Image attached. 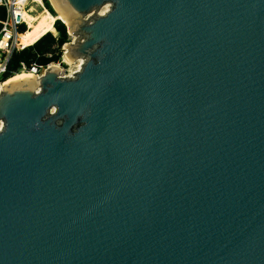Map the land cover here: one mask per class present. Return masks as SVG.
Returning <instances> with one entry per match:
<instances>
[{
    "label": "water",
    "instance_id": "95a60500",
    "mask_svg": "<svg viewBox=\"0 0 264 264\" xmlns=\"http://www.w3.org/2000/svg\"><path fill=\"white\" fill-rule=\"evenodd\" d=\"M60 1L81 69L0 91V264H264V0Z\"/></svg>",
    "mask_w": 264,
    "mask_h": 264
},
{
    "label": "built area",
    "instance_id": "2783aa9c",
    "mask_svg": "<svg viewBox=\"0 0 264 264\" xmlns=\"http://www.w3.org/2000/svg\"><path fill=\"white\" fill-rule=\"evenodd\" d=\"M31 4L37 5L36 3H33V0H23L22 2H20V0H0V84L4 81L3 78L8 72L10 59L13 53L28 48L20 45L19 37L21 33L19 30L22 26H25V30L27 31L28 27L24 21L23 13L29 11ZM68 38V42L61 47V59L57 63V66L63 71L64 78H71L75 74L68 75V72L64 70L65 65L62 62V57L66 53L65 45L68 43H74L75 41L74 38L69 42L71 36H68ZM51 66H54L53 63L45 67L32 66L30 70L27 71L22 64V69L19 72H29L35 77L40 78Z\"/></svg>",
    "mask_w": 264,
    "mask_h": 264
},
{
    "label": "trees",
    "instance_id": "16d2710c",
    "mask_svg": "<svg viewBox=\"0 0 264 264\" xmlns=\"http://www.w3.org/2000/svg\"><path fill=\"white\" fill-rule=\"evenodd\" d=\"M42 1L47 10L52 15H54V12L48 4L47 0ZM57 20L53 25L54 31H57L56 37L51 33H47L35 43L27 46L28 48H26L25 50L13 53L10 59L8 72L3 78L4 81L19 73V71L22 69V64L25 70L29 71L32 66L45 67L49 64L58 63L60 61L61 47L68 42L69 38L66 33V28ZM19 31L21 33L19 37L20 39L26 33L25 26H22Z\"/></svg>",
    "mask_w": 264,
    "mask_h": 264
},
{
    "label": "bare ground",
    "instance_id": "6f19581e",
    "mask_svg": "<svg viewBox=\"0 0 264 264\" xmlns=\"http://www.w3.org/2000/svg\"><path fill=\"white\" fill-rule=\"evenodd\" d=\"M23 0H20L22 2ZM53 7L54 11L56 12L58 20H61L68 28L71 30L72 22L76 19L74 16L69 15L64 9L62 3L60 0H48ZM33 3H36L38 6H41V0H33ZM104 11L101 12V15L105 14L109 10V6L106 5L103 7ZM29 11H26L23 13L24 21L28 27L29 22ZM32 13V12H31ZM53 18H49L48 16L44 15L39 20L36 21L33 25L30 26L28 31L19 39L20 45H23L24 47H27L33 43H35L37 40H39L45 33L50 32L51 28L54 23ZM63 63L67 65L68 67H74L76 66V71L69 70L68 75H72L73 73L78 72L81 69V65L83 64V60H77L76 62H70L68 63V55L66 53L64 54ZM57 69H61L59 66L54 65ZM32 79H35V76L32 73H25L21 72L18 74H15L13 78H9L7 81H3L0 84V91L4 90L5 88L13 87L16 84L21 85H27L34 87L35 84L32 82Z\"/></svg>",
    "mask_w": 264,
    "mask_h": 264
},
{
    "label": "rangeland",
    "instance_id": "374dc122",
    "mask_svg": "<svg viewBox=\"0 0 264 264\" xmlns=\"http://www.w3.org/2000/svg\"><path fill=\"white\" fill-rule=\"evenodd\" d=\"M47 2H48V4L50 5V7H51V9L52 10H54L53 9V7L51 6V4H50V2L47 0ZM104 11V9L102 8V9H100L99 10V15H101V12H103ZM29 14H28V16H29V22H28V29L30 28V26L31 25H33L34 23H36V21L37 20H39L41 17H43L44 15H46V16H48L49 18H53V19H55L54 20V23H55V21L58 19L57 18V15H56V13H54V15H52L48 10H47V8L45 7V5H44V3H43V1L41 0V6H38V5H30V7H29ZM32 12V13H31ZM54 23H53V25H54ZM28 29H27V31H28ZM26 31V32H27ZM47 33H51L53 36H57V31H54V29H53V26H52V28H51V31L50 32H47ZM47 33H45L44 35H46ZM66 33H67V30H66ZM43 35V36H44ZM67 35H68V33H67ZM72 39H74V37H71L70 38V40H69V42H71V40ZM63 58H64V55H63V57H62V62H63ZM53 65H57V63H54ZM65 65V64H64ZM76 66H74V67H68L67 65H65V67H64V70H66L67 72L69 71V70H71V71H76V68H75ZM63 68V67H62ZM19 73H21V72H19ZM25 73H27V72H25ZM18 74V73H17ZM68 74H69V72H68ZM14 77V75L11 77V78H13ZM8 80V79H7ZM6 80V81H7ZM5 82V81H4Z\"/></svg>",
    "mask_w": 264,
    "mask_h": 264
},
{
    "label": "clouds",
    "instance_id": "9594fccd",
    "mask_svg": "<svg viewBox=\"0 0 264 264\" xmlns=\"http://www.w3.org/2000/svg\"><path fill=\"white\" fill-rule=\"evenodd\" d=\"M53 111H55V109H53ZM0 131H3V124H2V122H0Z\"/></svg>",
    "mask_w": 264,
    "mask_h": 264
}]
</instances>
